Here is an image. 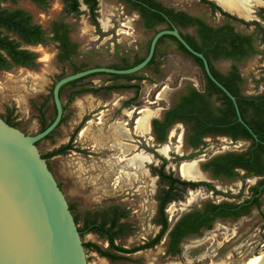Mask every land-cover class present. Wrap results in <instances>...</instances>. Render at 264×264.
<instances>
[{
  "label": "rangeland",
  "instance_id": "374dc122",
  "mask_svg": "<svg viewBox=\"0 0 264 264\" xmlns=\"http://www.w3.org/2000/svg\"><path fill=\"white\" fill-rule=\"evenodd\" d=\"M157 1L213 28L228 24L235 32L249 36L256 54L240 61L211 59V64L224 76L235 69L241 78L238 88L242 95L264 94V20H258V25L245 26L212 13L200 0ZM263 3L258 6L264 7ZM17 6L29 11L33 21L48 35L53 22L64 21L69 25L70 40L77 46V53L68 62L56 59L57 46L49 40L33 46L23 45L36 54L35 66L0 71V116L11 115L16 128L28 136L40 132V120L49 123L53 119L51 91L57 80L75 70L131 65L145 56L155 33L144 30L136 15L115 0H98L99 31L90 24L86 12L77 18L63 13L60 0H51L44 9L37 8L31 0H22ZM4 7L12 8L8 4ZM82 11H86L84 7ZM102 22L107 23L106 27ZM162 28L164 26H159L156 30ZM179 31L202 47L193 28ZM134 75L131 82L109 75H92L65 86L60 97L64 108L63 122L50 138L37 144L41 156H46L71 143L72 150L45 161L71 206V214L78 219L77 228H82L89 213L98 212L99 218H105L104 211L117 206L126 213L122 222L128 223L131 229L115 240L116 245L125 249L142 245L159 231L155 223L157 198L167 185L159 182L151 171L160 166L161 158L166 160L165 172L178 177L179 166L183 163L201 158L204 162L200 166L203 167L211 158L243 152L247 145L232 143L224 137H206L203 146L192 149L185 143L186 129L180 123L169 129L167 140L162 144H157L154 138L149 139L148 134L141 135L136 131L139 110L149 111L150 119L160 118L187 88L205 91L202 70L171 39L163 38L156 48L153 64ZM110 85H134L139 90L137 94L134 89L83 92ZM164 148H167L165 152ZM139 156L147 158L141 167L133 162ZM240 176L220 177L216 181L208 177L212 190L200 187L182 191L179 188L177 194L181 199L169 203L165 209L168 222L173 224L187 212L201 211L208 203L245 200L258 179H241ZM80 237L82 243L102 249L107 247L106 241L93 233ZM165 241L164 237L154 248L127 255L133 259L131 261L111 263L92 248H84V253L87 264H245L253 256L264 253V194L258 208H251L246 216L237 220L216 219L211 229L184 239L180 254L175 257L165 255Z\"/></svg>",
  "mask_w": 264,
  "mask_h": 264
},
{
  "label": "trees",
  "instance_id": "16d2710c",
  "mask_svg": "<svg viewBox=\"0 0 264 264\" xmlns=\"http://www.w3.org/2000/svg\"><path fill=\"white\" fill-rule=\"evenodd\" d=\"M9 1L15 4L18 0H0L2 2ZM64 10L68 13H73L75 16L81 14L79 10L78 0H63ZM88 6L90 11V21L97 27L96 22V1L95 0H83ZM34 2L40 7L47 5V0H34ZM200 3L207 6L212 13H219L226 20L232 22L241 23L244 25H251L255 23H245L241 19L232 16L217 5L208 0H200ZM155 10L149 12L152 16H155V21L151 24H145L144 29L154 30L157 24H167V21L158 14V11L165 14L170 22L174 24L178 29L193 28L197 38L201 41L202 47L197 46L191 37L184 35L180 32L183 39L194 50L202 53L207 59L210 71L213 76L235 97L241 118L250 127L254 134L259 139L256 142L247 130L237 121L235 110L230 99L220 91L204 74L201 61L190 55L184 47L172 36H163L159 39L157 45L163 38L171 39L178 47L180 51L193 58L204 74L205 78V91L199 92L196 89L189 87L186 93L179 98L177 103L170 107L164 114L163 120L152 121V135L156 143H164L167 136L169 127L175 122H182L186 126L185 143L186 145L198 149L203 146V139L206 137L223 136L229 137L232 140L246 139L249 142L248 151L239 156L229 154L223 158H216L203 165L204 170H210L214 174H224L226 177H232V167L236 164V159H240L242 165L248 173L258 176H264V94L256 96H244L240 93L238 88V82L241 80L239 74L233 69L227 75H221L215 70L211 64V59H229L234 61L243 60L249 55L256 54V50L252 44V39L249 36L241 35L234 31L231 25H223L213 28L207 25L202 20L192 17L185 12L175 11L171 8H166L160 3L154 2L152 5ZM145 12V9H142ZM151 11V10H150ZM264 13V9L260 14ZM168 25V24H167ZM169 28V26H168ZM53 36L48 38L45 36L44 31L40 26L32 24L31 17L28 13L21 9L7 10L0 6V69H8L13 65H21L32 67L34 66L35 54L27 50L20 48V42L12 39L9 34L15 35L22 42L27 44L43 43L47 40L57 41L60 43L59 49L62 51L58 55L59 61L71 62L72 57L76 54V44L72 43L67 36V25L60 24L54 26ZM157 47V46H156ZM156 58V48L154 55L147 65L153 64ZM143 60V58L137 59L131 65H124L121 67L108 66L115 69H128L137 65ZM125 62V61H124ZM80 70H75L74 73ZM109 75L113 78L125 79L128 81L134 80L136 75ZM94 74V75H99ZM92 76V75H91ZM89 77V76H87ZM86 78V77H84ZM82 78V79H84ZM78 79L64 85L59 92L61 93L63 88L67 85L75 84L82 80ZM120 89H134L137 94L139 88L134 85H119V86H103L90 91L97 93L99 91H110ZM71 99V96L69 100ZM218 102V104H216ZM54 106V105H53ZM64 110V108H63ZM55 116V110H54ZM10 118L11 115H8ZM54 118V117H53ZM53 120V119H52ZM45 123L40 120V131L44 130L51 122ZM86 119H83V121ZM9 125L16 127L11 119L8 120ZM63 122V116L59 125ZM58 125V127H59ZM57 127V128H58ZM56 128V129H57ZM80 125L74 130V135L79 130ZM55 129V130H56ZM55 130L49 134L45 139L51 137ZM44 139V140H45ZM263 142V143H262ZM39 143V142H38ZM36 143V146L37 144ZM203 149V148H201ZM72 150L71 143L62 145L59 148L49 152L46 156H41L43 159L50 158L57 155H64L68 151ZM161 164L158 168H152V174L158 177L159 182L166 183V189H162L158 195L157 203V215L155 223L160 226L159 232L156 236L142 245L125 249L115 244V240L126 235L130 232L129 224L122 222L126 218V213L121 211L117 206L109 207L104 211L105 218H99V213H93L91 218L86 217L81 229H78L80 235L85 233H93L99 239H103L107 243L106 249H102L96 245L90 243H82L83 248H92L101 257L106 258L111 263H117L122 261H131L132 258L127 255H133L136 252L148 250L155 247L166 232L168 235V242L166 246V255L175 257L180 254L179 244L182 239L199 234L201 230H209L211 228L212 221L215 218H226L230 214L239 215L240 213H232L231 209L237 208L236 205L222 203V204H205L201 211H192L181 216L174 225L170 228V224L167 222L165 214L166 206L181 199V196L177 194V190L181 188L182 191L190 188L195 189L199 186H204L210 189V185L200 182H187L181 180L179 177H175L172 173H166L164 168L166 166V160L160 159ZM231 161V164L229 162ZM214 162H217L215 169L210 168ZM214 170V171H213ZM255 192L257 191L254 188ZM264 190V189H263ZM262 190V191H263ZM252 205L258 206V199L247 201L245 205L239 207L243 210L244 214L248 213L249 207ZM71 211V206H69ZM242 214V213H241ZM75 223H77V217L73 216Z\"/></svg>",
  "mask_w": 264,
  "mask_h": 264
},
{
  "label": "water",
  "instance_id": "95a60500",
  "mask_svg": "<svg viewBox=\"0 0 264 264\" xmlns=\"http://www.w3.org/2000/svg\"><path fill=\"white\" fill-rule=\"evenodd\" d=\"M239 8L246 13L250 10L249 6ZM170 26L153 35L146 56L135 66L128 69L93 67L57 80L51 91L55 116L37 134L25 135L0 117V264H87L68 203L36 143L51 134L61 121L63 105L59 92L64 85L99 73L136 74L149 64L163 36L174 37L190 55L201 61L205 76L232 102L237 121L256 142L259 141L241 118L235 97L211 73L204 55L190 47L174 25ZM194 162L186 173L206 176L200 169L202 159ZM259 264H264V254Z\"/></svg>",
  "mask_w": 264,
  "mask_h": 264
},
{
  "label": "flooded vegetation",
  "instance_id": "af4514ba",
  "mask_svg": "<svg viewBox=\"0 0 264 264\" xmlns=\"http://www.w3.org/2000/svg\"><path fill=\"white\" fill-rule=\"evenodd\" d=\"M20 1H22V0H18L15 4H12L11 2H9V1H5V2H2L1 4H0V6L2 7V8H4V9H7V10H15V9H21V10H23L24 12H26V13H28L29 15H30V17H31V22H32V24H35V25H38V26H40L39 24H37V23H35L34 21H33V18H32V15H31V13L29 12V11H27V10H25V9H23V8H21V7H18L17 6V4L20 2ZM50 1L51 0H47V5L45 6V7H40L39 5H37L35 2H34V0H31V2H32V4H34L37 8H39V9H44V8H46L48 5H49V3H50ZM61 1V4H62V6H63V13H65L66 15H69V16H72L73 18H77V17H79V16H81V15H83L85 12L87 13V17H88V20H89V22H90V24L92 25V26H94L92 23H91V21H90V11H89V9H88V6L84 3V1L83 0H78V4H79V10H80V12H81V14L79 15V16H75L73 13H68V12H66L65 10H64V7H65V5H64V1L63 0H60ZM96 1V10H95V13H96V22H97V27H95V29L96 30H98L99 31V22H98V0H95ZM116 2H118L120 5H122V6H124L131 14H135L136 15V17L138 18V21L140 22V24H141V27L144 29V25L145 24H151V23H153L154 21H155V16H152L151 14H149V12H152L153 10H155L154 8H153V4H154V2H157V3H159V1H157V0H115ZM208 1H211V2H213L215 5H217L221 10H223L224 12H226V13H228V14H230V15H232V16H235L236 18H238V19H241L242 21H244L245 23H255V24H251V25H258V20H264V13L262 14V16H261V14H260V12H261V10L262 9H264V7H259L258 5H260V4H262V2H264L263 0H257V2L255 1V0H237L238 2V5H241L242 3H248L250 6V15H246V14H244V15H246V17L247 18H243V17H239L238 15H236L235 13L233 14V13H231L230 11H227V10H225V9H223L220 5H218L214 0H208ZM4 4H8V5H10V6H12V8H6V7H4ZM161 4V3H160ZM264 4V3H263ZM162 5V4H161ZM163 6V5H162ZM82 7H84L85 8V10L86 11H82ZM207 7V6H206ZM142 9H145L146 11L145 12H143V10ZM151 10V11H150ZM210 10V9H209ZM158 14L159 15H161L166 21H167V24H157L156 26H155V29L154 30H146V29H144V30H146V31H155V33H157L158 31H160V30H163V29H170L171 28V26L170 25H174V24H172L171 22H170V20H169V18L165 15V14H163L162 12H160V11H158ZM60 24H66L67 25V36H68V38H69V25L67 24V23H65L64 21H56V22H53L52 23V25H51V28H50V35H48L46 32H45V30L40 26V28L44 31V33H45V36L46 37H48V38H51L52 36H53V32H52V30H53V28H54V26H57V25H60ZM106 24V22H102V26H104ZM241 24V23H240ZM244 25V24H243ZM159 26H164V28H162V29H159V30H156L157 29V27H159ZM168 26H169V28H168ZM175 26V25H174ZM245 26H247V25H245ZM249 26V25H248ZM176 27V26H175ZM177 28V27H176ZM178 29V28H177ZM178 31H179V29H178ZM154 33V34H155ZM179 33H180V31H179ZM153 34V35H154ZM9 36L12 38V39H14V40H16L17 42H20V48L21 49H24V50H27V49H25L24 47H23V45H26V46H33V45H37V44H42V43H35V44H27V43H25V42H22L20 39H18L15 35H12V34H9ZM182 36V35H181ZM245 36H247V35H245ZM153 37V36H152ZM162 38V37H161ZM69 40H70V38H69ZM49 41H51V40H49ZM71 41V40H70ZM51 42H53V43H55L56 44V48H57V55H56V59L58 60V55H59V53H61L62 51L59 49V46H60V43L59 42H57V41H51ZM72 42V41H71ZM43 43H45V42H43ZM73 43V42H72ZM75 44V43H74ZM149 44H150V42H149ZM156 46H158V45H156ZM77 47V46H76ZM155 48H157V47H155ZM148 49H149V45H148ZM148 49H147V52H148ZM27 51H29V50H27ZM77 51V50H76ZM29 52H31V51H29ZM147 52H146V54H147ZM33 53V52H32ZM77 53V52H76ZM35 54V53H34ZM146 54H145V56H146ZM144 56V57H145ZM144 57H143V59H144ZM59 61V60H58ZM136 61V60H135ZM134 61V62H135ZM151 61V60H150ZM69 62V61H68ZM133 62V63H134ZM33 63H34V66H35V63H36V54H35V58H34V61H33ZM34 66H32V67H34ZM13 67H22V68H31V67H27V66H21V65H13V66H11L10 68H8V69H0V71H6V70H10V69H12ZM147 67V66H146ZM145 67V68H146ZM110 68V67H109ZM144 68V69H145ZM134 75V74H133ZM133 81V80H132ZM131 82V81H130ZM188 90V88L186 89V91ZM186 91L184 92V94L186 93ZM184 94H182L181 96H183ZM180 96V97H181ZM52 97V96H51ZM179 97V98H180ZM179 100V99H178ZM177 103V102H176ZM175 103V104H176ZM174 104V105H175ZM174 105H172V106H174ZM171 106V107H172ZM169 109V108H168ZM168 109H166L164 112H163V114L161 115V117L160 118H155L156 120H163V117H164V114H165V112L168 110ZM135 111V110H134ZM133 111V112H134ZM5 122H9L8 120L10 119L8 116H5V117H3V116H0ZM154 117H152L151 119L149 118V121H148V124H149V132H148V138L150 139V138H154L153 137V135H152V121L153 120H155V119H153ZM10 123V122H9ZM178 123H180V124H182L184 127H185V129H186V126L182 123V122H175V123H173L170 127H169V129L173 126V125H175V124H178ZM169 129H168V131H167V135H168V132H169ZM215 137H223V136H215ZM224 138H227V139H229L232 143H237V142H244V143H246L247 145H246V148L244 149V151L243 152H240V153H226V154H221V155H217V156H215V157H213V158H211L209 161H212L213 159H216V158H223V157H225V156H227V155H229V154H232V155H237V156H239V155H241V154H244V153H246L247 151H248V148H249V142L246 140V139H242V138H240V139H237V140H232L231 138H229V137H224ZM185 139V138H184ZM166 140H167V136H166ZM165 140V141H166ZM259 140V139H258ZM155 141V140H154ZM259 142V141H258ZM263 143V142H262ZM157 144H160V143H157ZM162 144V143H161ZM264 144V143H263ZM188 147H190V146H188ZM190 148H192V147H190ZM192 149H194V148H192ZM198 159V158H197ZM201 159V158H200ZM209 161H207V162H209ZM233 161H236V164L232 167V177L231 178H233V177H237L238 176V174H240L241 176H240V178L241 179H248V178H257L258 179V181L256 182V185L255 186H253L251 189H250V191H249V197H247L245 200H242V201H240L239 203H228V202H224V203H227V204H232V205H236L237 206V208H235V209H231V212L232 213H240L238 216L237 215H235V214H230V216H227L226 218H215L213 221H212V223L216 220V219H230V220H237V219H239V218H241V217H244V216H246L247 214H244L243 213V210L242 209H240L239 207H242L243 205H245V203L247 202V201H250V200H252V199H254V197H257V199H258V203H259V199L261 198V196H263V194H264V176H258V175H255V174H250V173H248V171L246 170V168H244V166L242 165V162H241V160L240 159H236V160H233ZM202 162H204V160L202 159ZM201 162V163H202ZM206 162V163H207ZM190 163H195L194 162V160H192V161H190ZM200 163V164H201ZM206 163H204V164H206ZM183 164H188V162L187 163H183ZM203 164V165H204ZM216 164H217V162H214L213 164H212V166L210 167V168H212V169H215V167H216ZM229 164H231V161L229 162ZM182 165V164H181ZM180 167V166H179ZM200 169L206 174V176L205 175H199V177L197 178V179H195V180H191V181H197V182H200V183H207V184H210V182H209V180L211 179L212 181L213 180H218V178H220V177H224V178H227V179H229L228 177H226L224 174H214L212 171H208V170H204V168L202 167V166H200ZM214 171V170H213ZM152 173V172H151ZM157 177V176H156ZM180 179H181V176L179 175L178 176ZM208 177L210 178L209 180H208ZM158 178V177H157ZM183 178V177H182ZM184 179V178H183ZM182 180V179H181ZM190 180V179H189ZM183 181H185V180H183ZM191 181H187V182H191ZM196 182V183H197ZM200 187H204V186H199V187H197V188H195V189H191V190H197V189H200ZM205 189H207V190H212V188H211V186H210V189H208V188H206V187H204ZM254 188H256L257 189V191L255 192V190H254ZM188 189H190V188H188ZM263 190V191H262ZM223 203V202H222ZM222 203H218V204H222ZM211 204H213V203H211ZM167 207V206H166ZM253 207H255V208H258V206H256V205H252L251 207H249V209L248 210H250L251 208H253ZM157 209H158V203H157ZM191 212V211H190ZM249 212V211H248ZM187 213H189V212H187ZM242 213V214H241ZM166 214V213H165ZM186 214V213H185ZM157 215V214H156ZM184 215V214H183ZM183 215H181V216H183ZM180 216V217H181ZM167 217V216H166ZM179 217V218H180ZM178 218V219H179ZM177 219V220H178ZM125 220V219H124ZM176 220V221H177ZM175 221V222H176ZM167 222H168V220H167ZM174 222V223H175ZM169 223V222H168ZM174 223L173 224H170V228L174 225ZM157 225V224H156ZM212 225V224H211ZM158 226V225H157ZM159 227V230H160V226H158ZM211 229V228H210ZM203 230H201V232H202ZM159 232V231H158ZM200 232V233H201ZM167 233L168 232H166L165 234H164V236L162 237V239L165 237L166 238V246H167V242H168V235H167ZM196 235H198V234H196ZM156 236V235H155ZM154 236V237H155ZM192 236H194V235H192ZM154 237H152V238H154ZM189 237V236H188ZM152 238H150V239H152ZM187 238V237H186ZM186 238H184V239H186ZM150 239H148V240H150ZM162 239L160 240V242L162 241ZM184 239H182L181 240V242L184 240ZM148 240H146L145 242H147ZM145 242H143V243H145ZM159 242V243H160ZM181 242H180V244H181ZM158 243V244H159ZM157 244V245H158ZM180 244H179V248H180ZM166 246H165V251H166ZM136 248V247H135ZM154 248V247H153ZM137 253V252H136ZM136 253H134V254H136ZM165 255H166V252H165ZM167 256H169V255H167ZM170 257H172V256H170Z\"/></svg>",
  "mask_w": 264,
  "mask_h": 264
},
{
  "label": "bare ground",
  "instance_id": "6f19581e",
  "mask_svg": "<svg viewBox=\"0 0 264 264\" xmlns=\"http://www.w3.org/2000/svg\"><path fill=\"white\" fill-rule=\"evenodd\" d=\"M218 5H220L223 9L227 11H231L238 15L239 17L247 18L246 15H250V10L246 12H243L240 10V6H250L248 3H242L241 5H238L237 0H214ZM257 2V0H255ZM246 15H244V14ZM139 115V118L136 121V131L141 134V135H147L149 132V118H150V113L147 110H139L137 112ZM167 150V148H164V152ZM147 158L146 157H137L134 159V163H136L138 166H142L146 162ZM193 165V163H188V164H182L179 167V175L183 177L184 179H190V180H195L199 177L201 174L197 175H188V168H190ZM264 253H260L259 255L253 256L250 258L245 264H259L262 256Z\"/></svg>",
  "mask_w": 264,
  "mask_h": 264
},
{
  "label": "crops",
  "instance_id": "0c3cea01",
  "mask_svg": "<svg viewBox=\"0 0 264 264\" xmlns=\"http://www.w3.org/2000/svg\"><path fill=\"white\" fill-rule=\"evenodd\" d=\"M107 24V23H106ZM106 24L103 27H106Z\"/></svg>",
  "mask_w": 264,
  "mask_h": 264
}]
</instances>
